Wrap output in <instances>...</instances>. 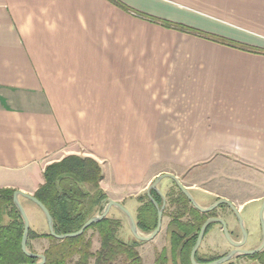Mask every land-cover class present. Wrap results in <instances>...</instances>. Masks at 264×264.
Instances as JSON below:
<instances>
[{"label": "crops", "instance_id": "obj_1", "mask_svg": "<svg viewBox=\"0 0 264 264\" xmlns=\"http://www.w3.org/2000/svg\"><path fill=\"white\" fill-rule=\"evenodd\" d=\"M119 1L264 49V0ZM175 46L185 53H159ZM146 143L162 144L156 157L181 144L177 163L215 168L220 180L205 173L198 182L210 194L222 183L233 189L216 198L237 208L262 202L264 54L165 28L109 0H0V188L33 194L45 167L71 154L95 159L103 176L102 161L115 170L122 155L130 185L152 163ZM248 184L251 196L241 192ZM19 201L30 227H47L38 206Z\"/></svg>", "mask_w": 264, "mask_h": 264}, {"label": "trees", "instance_id": "obj_2", "mask_svg": "<svg viewBox=\"0 0 264 264\" xmlns=\"http://www.w3.org/2000/svg\"><path fill=\"white\" fill-rule=\"evenodd\" d=\"M109 1L126 12L135 13L165 28L264 54V49L136 12L119 0ZM102 178L100 164L88 156L67 155L45 167L43 183L33 195L48 209L56 234L77 231L96 212L102 201L107 198V194L100 186ZM14 191L15 189L12 188H0V264L36 263L38 258L26 256L21 250L23 219L13 203ZM180 196L183 197L181 193ZM184 201L187 202L186 199ZM183 210L190 211L193 223L189 225L177 223L175 226L170 225L167 229L168 244L172 249L170 258L175 264H191L190 250L206 218L205 214L191 205L189 208L184 206ZM138 213L140 228L142 230L154 229L156 210L152 202L148 201L140 206ZM210 214L214 215V212ZM121 227L122 223L119 218L106 216L91 224L81 235L64 239L51 236L48 229L44 232H37L29 227L26 247L30 252L36 253L31 242L35 239H47L49 243L43 250L45 256L43 264H116L121 260L124 264H142L141 256L136 248L138 240L135 239L131 243L123 241L118 236ZM89 230L96 231L99 236V247L96 250L92 249V238L87 235ZM249 257L258 259L261 264H264V249Z\"/></svg>", "mask_w": 264, "mask_h": 264}, {"label": "rangeland", "instance_id": "obj_3", "mask_svg": "<svg viewBox=\"0 0 264 264\" xmlns=\"http://www.w3.org/2000/svg\"><path fill=\"white\" fill-rule=\"evenodd\" d=\"M147 45H148L147 53H158L159 48H157L156 50V48H154L153 45H150L148 43ZM159 53H185V52L182 50L181 47L178 48L175 46L173 48L170 47L169 49L163 47V51ZM128 145H130V148H132L131 150H133V146L137 145V143L129 142V144L127 143L126 146ZM160 145L162 146V144H157V143H146L147 159L149 161L151 160L152 163L148 166L146 172H143L141 174L140 180L138 181L137 178H134L133 181L135 182L130 185L126 184L127 183L126 181L130 175L127 174V172L129 171H127L125 167L127 160H124V158H122V155L120 156L121 158H119V164L115 168V170L114 167L109 162H107V160L102 161L104 164L103 167L104 176L102 178V181L100 182V186H102V188L107 193V198L104 201H102L100 207L96 210V212L102 211L104 205L107 202V199H112L122 203L128 210H130L131 213H133L132 215L135 216L136 210L140 205V203H144V204L148 203L147 198L145 197L146 188H148L149 185L153 182L154 178L161 173L168 172L171 174L173 173L175 175H180L190 185L193 184V182H195L194 187L196 185L198 187L203 186V183L198 181L201 180V178L205 173L208 174L213 173L215 175V180L221 179V175H217L216 173L217 170L208 164L177 163L176 157L179 156L178 148L181 144H172L175 150L174 154H167L168 150L164 149L163 154L162 152L160 153L163 156L161 157V155L158 154V157H156L154 152L158 150L157 148ZM169 146H171V144H169ZM131 153H132L131 155L132 158L130 160H132L131 162L133 163L134 162L133 160L135 159L136 155L134 157L133 151ZM164 156L172 160L164 161L163 160ZM154 158H161L162 160L160 159L157 160ZM115 172L116 175L114 174ZM131 176H132L131 178H133L136 175L131 174ZM222 184H223L222 186H217L218 188H214V189L211 188L212 189L211 194L203 193L202 191L196 188L191 189V191L193 196L197 199L196 202L200 206L206 207L215 201L216 197L214 194L216 193H220V194L225 193V194L233 195V189L231 188L227 189V186H224V183ZM159 186L163 187L165 190H169V189H173V191L176 190V188L173 186L171 182V179L168 178L162 179L161 183H159ZM251 188L252 185L248 184L246 186L247 190H243L241 192L247 194V196H251V194H254ZM27 204L29 205V208H34L35 210H37L35 205H33L32 203H27ZM260 205H261V200H258L256 202H248L244 206H238L239 214L242 219V224L247 233V239L245 244L243 245L244 249H253L260 244L261 241V229H260V220H259ZM214 213L218 217L223 218L227 222L228 228L230 230H233L232 240H236V238H239L240 235H242L241 226L239 224L237 217L233 216L232 212L227 207L222 205L219 208H216L214 210ZM107 216L119 218L121 220L122 227L118 232V236L123 241L129 243L135 240L134 236L131 234L130 229L128 227L126 217L119 209L112 206L108 211ZM167 220H168L167 217L163 218L160 231L152 239L147 241L138 240V245L136 248L141 256L142 264H175L171 261L170 252L168 251L169 244L167 239V230L165 226ZM33 228H35L37 232H44L47 230V227L42 224L41 226H39L38 224H34ZM138 231L144 235L150 234L152 232V230H141L139 228ZM87 235L92 238V249L93 250L98 249L99 236L96 233V231L89 230ZM31 243L36 253L43 254V250L45 247H47L49 241L47 239L41 238V239H35ZM163 247H165V249L162 251ZM231 248L232 245L228 240H225L223 236V232L220 224H212L198 248L197 257H199L200 259H207L208 261L213 260L222 256L225 252H227ZM197 260L198 259H196V261ZM116 264H124V263L121 260L118 261ZM223 264H261V263L258 259H254L252 257L245 255H240Z\"/></svg>", "mask_w": 264, "mask_h": 264}, {"label": "water", "instance_id": "obj_4", "mask_svg": "<svg viewBox=\"0 0 264 264\" xmlns=\"http://www.w3.org/2000/svg\"><path fill=\"white\" fill-rule=\"evenodd\" d=\"M164 178H172L178 184L180 190L186 195V197L189 199V201L192 203V205L197 210H199L201 212H210L220 204H223V203L227 204L232 209V211L234 212V214L237 217L239 224L241 226L242 238L240 241H234L230 237V234H229L225 220L218 218V217H208L203 222V224L201 225L197 239H196L195 244L191 250V253H190L191 264H223V263L228 262L229 260H231L237 256L253 255V254L258 253L264 249V198H263L261 205H260V208H259V220H260V229H261L260 244L253 249H244L243 245L246 242L247 233H246V230L244 229V226L242 224V219H241L240 214H239V210L236 206H234L226 198H219L216 201H214L212 204H210L209 206L202 207L196 202V200L192 197L190 192L178 181L176 176H174L173 174L168 173V172L161 173V174L157 175L154 178L153 182L149 185L148 192L150 191V189L158 190L157 185ZM19 196H22V197L30 200L36 206H38V208L41 210V212L43 213V215L45 217V221H46V225H47V229H48L49 234L51 236L57 238V239H64V238H68V237H75V236L81 235L84 232V230L86 228H88L91 224L98 222L102 218L106 217L108 214V211L110 210V208L112 206L119 209L124 214V216L127 218L128 222H129L130 230H131L133 236L137 240L147 241V240L152 239L159 232L160 226H161L162 208H158L157 207L158 205L154 200H153V202H154L155 206L158 208L157 209V225H156L155 229L150 234L144 235L138 231L130 211L122 203L115 201V200H112V199H107V202L104 205V208L102 209V211H98V212L94 213L92 216H90L77 231L65 233V234H56L55 230H54L53 219H52L48 209L44 206V204L42 202H40L33 194H29V193H26V192H23L20 190H15L13 193V203H14L15 207L17 208L18 212L20 213L22 219H23V232H22V238H21V243H20L21 250L26 256L35 257V258L39 259V261L36 263H20V264H43L45 261V256L43 254L32 253L26 247V241H27V236H28L30 224H29V219L27 217V214H26L24 208L22 207V205L19 201ZM214 222H218L222 225V230H223V233H224L226 239L230 242L231 245L234 246V248H232L226 254H224V255H222V256L214 259V260H211L208 262H197L195 259L196 251H197V249H198V247L202 241V238L204 236V233H205L207 227L211 223H214Z\"/></svg>", "mask_w": 264, "mask_h": 264}, {"label": "flooded vegetation", "instance_id": "obj_5", "mask_svg": "<svg viewBox=\"0 0 264 264\" xmlns=\"http://www.w3.org/2000/svg\"><path fill=\"white\" fill-rule=\"evenodd\" d=\"M173 174V173H172ZM174 176H176V178L178 179V181L190 192V194L192 195V197L195 199V200H197L194 196H193V194H192V191H191V189H193V188H196V189H198V190H200V191H202L203 193H206V194H210L207 190H205V189H203L202 187H198V186H195L194 187V185H190L186 180H184V178L183 177H181L180 175H175V174H173ZM186 176V175H185ZM168 179H171V182H172V184H173V186L176 188V190H174L173 191V189H169V190H165L163 187H160L159 186V183H161V181L158 183V185H157V189L158 190H155V189H150V191L148 192V188H146V190H145V197L147 198V202L148 201H151L152 202V204L154 205V208H155V210H156V221H155V227H156V225H157V209L158 208H162V219H161V226H162V220H163V218H165V217H167V223H166V230L168 229V227L170 226V225H173V226H175V225H177V223H181V224H186V225H189L190 223H193V216L192 215H190V211H184L183 210V208H184V206H187L188 208H189V205H191V206H193L192 205V203L189 201V199L186 197V195L180 190V188H179V186H178V184L172 179V178H168ZM180 193L183 195V197H181L180 196ZM206 194H203V195H206ZM186 199L187 200V202L186 201H184V199ZM219 198H221V197H219ZM219 198H216L215 199V201L217 200V199H219ZM228 199V198H227ZM153 200L157 203V207L155 206V204H154V202H153ZM229 201H231L230 199H228ZM232 203H233V201H231ZM142 205H145L144 203H140V205L138 206V208L140 207V206H142ZM225 206V207H227L231 212H232V214H233V216H235V214H234V212L232 211V209L227 205V204H225V203H223V204H220V205H218L216 208H219L220 206ZM194 207V206H193ZM138 208H137V210H136V214H135V216L134 215H132L133 213H131V215H132V217H133V219H134V222H135V224H136V227H137V229L139 228V229H141L140 228V226H139V224H141L140 223V219H139V213H138ZM195 208V207H194ZM216 208H214L212 211H210V212H214V210L216 209ZM130 211V210H129ZM199 211V210H198ZM199 212H201V211H199ZM210 212H201V213H203V214H205L206 215V218H205V220L208 218V217H218L217 215H215V213H214V215H211L210 214ZM236 217V216H235ZM218 218H221V217H218ZM221 219H223V218H221ZM126 220H127V218H126ZM204 220V221H205ZM224 220V219H223ZM226 222V221H225ZM127 224H128V227H129V229H130V226H129V222H128V220H127ZM212 224H220V223H218V222H214V223H211L209 226H211ZM226 225H227V228H228V224H227V222H226ZM161 226H160V229H161ZM208 226V227H209ZM220 226H221V229H222V225L220 224ZM155 227H154V229H155ZM208 227H207V229H206V231H205V233H204V236H203V238L205 237V235L207 234V230H209L210 229V227H209V229H208ZM154 229H152V231L154 230ZM142 230V229H141ZM200 230V229H199ZM160 231V230H159ZM228 231H229V234H230V237L232 238V235H233V230H230L229 228H228ZM130 232H131V230H130ZM222 232H223V230H222ZM199 233V232H198ZM198 233H197V236H198ZM131 234H132V232H131ZM133 235V234H132ZM197 236H196V239H197ZM223 236H224V238H225V240H227L226 239V237H225V235H224V233H223ZM135 238V237H134ZM203 238H202V240H203ZM241 238H242V235H240V237L239 238H236V240H234V241H240L241 240ZM136 239V238H135ZM196 239H195V241H196ZM195 241H194V244H195ZM202 242V241H201ZM129 243H131V242H129ZM194 244H193V246H194ZM201 244V243H200ZM193 246H192V248H193ZM200 246V245H199ZM192 248H191V250H192ZM199 248V247H198ZM232 248H234V246L232 245ZM231 248V249H232ZM165 249V247H163L162 248V251ZM230 249V250H231ZM191 250H190V253H191ZM169 252H171L172 251V249H171V247H169V250H168ZM177 251V250H176ZM197 251H198V249H197ZM197 251H196V255H195V259H198L197 260V262H208V260L207 259H200L199 257H197ZM229 251V250H228ZM227 251V252H228ZM227 252H225L224 254H226ZM223 254V255H224ZM189 258H190V254H189ZM210 261V260H209Z\"/></svg>", "mask_w": 264, "mask_h": 264}]
</instances>
